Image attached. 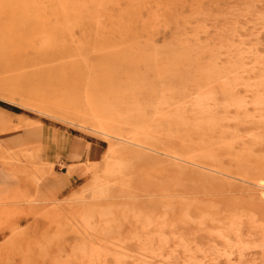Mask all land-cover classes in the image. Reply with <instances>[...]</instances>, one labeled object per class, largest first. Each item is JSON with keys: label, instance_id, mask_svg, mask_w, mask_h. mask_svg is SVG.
Here are the masks:
<instances>
[{"label": "rangeland", "instance_id": "1", "mask_svg": "<svg viewBox=\"0 0 264 264\" xmlns=\"http://www.w3.org/2000/svg\"><path fill=\"white\" fill-rule=\"evenodd\" d=\"M51 2L0 0V264H264V179L179 155L178 127L165 125L197 89L169 82L183 64L159 56L139 88L124 75L104 83L92 74L135 50L119 28L155 54L174 41L203 45L218 70L239 58L243 80L208 82L216 98L203 106L228 116L222 130L248 145L264 131V87L255 82L264 75V0H53V14ZM24 4L44 8L29 16L30 30L19 26ZM35 69L81 77L87 99L28 82ZM221 87L239 108L222 102Z\"/></svg>", "mask_w": 264, "mask_h": 264}, {"label": "bare ground", "instance_id": "2", "mask_svg": "<svg viewBox=\"0 0 264 264\" xmlns=\"http://www.w3.org/2000/svg\"><path fill=\"white\" fill-rule=\"evenodd\" d=\"M43 10L44 8H42L39 4H24L22 6V13L20 14L23 16V19L19 23V26L23 30H30L33 28V24L30 22L29 16L40 15L44 12ZM47 10L53 14V0ZM59 10L61 11H59V13L67 19L69 16L68 11H65L67 8L64 6H59ZM12 25L13 23L10 21L6 28H10ZM119 30V35L124 38L122 42L125 43L126 41H129L130 43H133L135 50L129 56L125 55L123 57L118 54L117 58H112L109 60L110 64L107 66L101 67V69L96 68L94 72L92 71L94 77L95 75L98 76L100 81L103 80V82H115L121 75H124L125 79L129 81L130 85L136 81L134 85L137 87L139 86L138 84L145 82L143 78H145L146 72L150 71V66L153 65L156 67V63L159 62L160 59L159 56H163L164 59H168L172 64L171 66H174L173 68L175 69L178 62L182 63L183 66L179 70L180 74H170L171 72L169 73V82L174 80L181 87H184L185 85H192V87H195V89H199L198 84L203 83L205 89H196L194 93L195 95L192 97L189 96V107L187 109L185 107L182 109L183 112H181V116L175 118L167 117V119H165V125L173 127L175 126V128L178 127V135H175L179 140L176 146L178 154L190 158L193 157L199 162L217 170H229L245 179L254 181H261L264 179V153H255L253 151L254 147L260 146L264 143V131L260 133L251 132L250 142L248 145H244L241 142H234L238 140L237 136L233 133L222 130L221 127L223 126L222 121L227 120L229 117H226L225 114L218 115L217 112H214L212 108L203 106L205 99L215 100L216 98L212 93L209 92L208 88H206L208 82H222V78L225 79L227 83L237 81L238 79L243 80V78H241V74L244 72L242 66L243 63L239 61V58H236L235 62L227 60L228 66H226V69L218 70L213 67L214 55H212V53H210V51L203 45L196 43L194 46H187L183 43H179L178 41H174V43H172L174 47L167 45L164 47L166 52L155 54L151 53L150 44L144 41L140 42L139 35L134 33V31L128 28H119ZM207 58V62L209 64H207L204 69H198L197 67L203 62L202 60H206ZM157 74H161V72H157ZM157 76L158 75H156V77ZM255 77V82L257 85L264 87V75L259 73ZM25 78L28 80V82L32 81L35 83V86H41L42 84H45L52 89L54 85L56 87H64V89L67 90V92H70L73 97L75 96L76 99H80L81 97L87 99V95L82 93L79 94L77 92L79 90L78 86L82 78H74L71 80V77L68 78L64 71L35 69L34 71L29 72ZM149 85L151 86V84ZM154 87L155 86H151L149 91H152ZM133 90L135 89L133 88ZM169 90L170 89H168L167 92V100H169V98H171L173 95ZM182 90H184V88H182ZM220 90L222 91V95H224V92L226 93V98L224 101H222L225 105H233L234 107L239 108L240 103L233 98L229 88L221 87ZM39 94L40 95H38L36 92H32V95H36V97H32L33 100L37 102H45L48 100V97H46L44 94ZM70 94L68 97H71ZM108 94L111 93L108 91L107 95ZM133 94L134 92H132L131 96H133ZM186 95L187 94L184 92L180 93V97L182 98L186 97ZM99 96L100 99L105 101L103 94ZM50 104L52 105V102H50ZM224 104L222 103V105ZM188 110L190 113L184 116L183 114H185V112ZM260 124L263 125L264 120H260ZM17 127L15 126L13 128ZM97 127L101 128L99 121L97 122ZM105 127L106 129L109 128V126ZM174 134L175 132L170 129L168 133L169 139L172 140L174 138ZM146 137L148 136L144 134L143 138L147 139ZM261 147H264V145ZM0 163L1 165H4L5 161L1 160ZM72 171V168H69L67 174L69 176L72 175ZM210 181L216 182L213 179L208 180V182ZM153 189L154 191H152V189L151 191L155 192L154 186ZM148 190L150 193V188H148ZM145 203L148 206L155 204L153 200H149L148 203L146 201ZM253 205H256L257 207L258 204ZM149 208L152 209L154 207L152 206ZM180 211L183 212V208ZM114 213H116V211L113 210H109L106 213L108 215L106 217L107 221L108 219L114 221Z\"/></svg>", "mask_w": 264, "mask_h": 264}]
</instances>
